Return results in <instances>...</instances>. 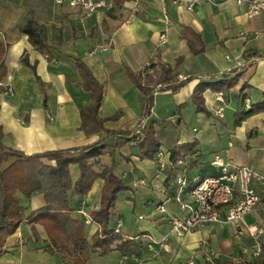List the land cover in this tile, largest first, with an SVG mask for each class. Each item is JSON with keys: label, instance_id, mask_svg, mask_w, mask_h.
Masks as SVG:
<instances>
[{"label": "crops", "instance_id": "1", "mask_svg": "<svg viewBox=\"0 0 264 264\" xmlns=\"http://www.w3.org/2000/svg\"><path fill=\"white\" fill-rule=\"evenodd\" d=\"M107 1L113 3L112 9L89 16L53 0H0V47H6L8 69L0 85L13 89L12 96L0 94L3 145L28 156L100 142L111 151L117 135L135 129L142 120L143 95L126 68L144 73L159 53L174 78L163 82L170 88L156 89L154 108L144 123L181 119L180 142L195 141L196 149L176 164L166 156L169 167L163 172L155 157L142 158L137 145L129 144L117 153L115 173L130 187L118 194L111 210L110 229L120 219L121 232L112 252L90 250L85 254L86 264H187L192 258L196 264H205L204 240L219 264H264V236L246 232L239 238L233 225L218 224L180 237L170 232L166 216L155 211L164 203L167 215L185 218L188 210L171 198L175 179L184 172L190 180L218 176L219 170L211 166L215 155L264 175V15L249 17L245 5L234 0H184L193 4L191 10L171 0H123L120 5ZM31 21L48 50L34 47L22 32ZM184 28L200 36L203 54H192L181 35ZM78 60L89 67L104 92L99 116L106 120L105 130L90 136L80 130L81 114L91 94L83 90ZM180 75L187 80L179 83ZM201 83L209 85L204 93L207 115L197 111L192 99ZM219 90H224L222 97ZM247 100L249 110L257 113L238 124L237 116L249 112ZM110 163V156L105 155L96 170ZM70 171L75 184L79 168L71 165ZM104 184L98 179L85 196L69 193L72 217L85 224L89 244L99 229L91 214L100 209ZM15 196L28 217L45 206L42 193L31 198L21 193ZM185 201L190 202L188 196ZM245 225H264V210L247 215ZM47 236L43 225L22 223L7 238L0 264H72L59 253L47 251L51 244ZM122 243L134 247L129 245L123 253L117 250ZM259 247L262 253L256 256Z\"/></svg>", "mask_w": 264, "mask_h": 264}, {"label": "trees", "instance_id": "2", "mask_svg": "<svg viewBox=\"0 0 264 264\" xmlns=\"http://www.w3.org/2000/svg\"><path fill=\"white\" fill-rule=\"evenodd\" d=\"M120 5L123 0H113ZM33 21L22 28V32L29 37L30 43L40 49L48 50ZM183 38L188 42L193 55L204 53L203 43L199 35L189 28L182 31ZM6 47H0V84L6 78L8 69L5 65ZM24 62L28 63L26 59ZM77 68L81 77L82 87L91 94V102L81 114L82 126L80 128L86 135H95L105 130V119L99 116L103 100V86L93 76L89 67L82 61H77ZM127 75L136 88L143 95V114L140 124L133 130L117 135V140L111 151L108 145L100 142L92 147L74 148L39 153L28 156L23 152L6 148L2 141L4 131L0 127V256L5 254L7 238L15 234L24 222L43 225L51 244L47 247L50 253H59L64 261L72 264H86V257L90 250L98 249L103 254L112 252V245L118 239L114 228L110 229L112 221L111 210L115 207L117 196L120 192L130 190L124 181L116 175V155L125 146L135 141L133 137L137 128H141V140L137 147L144 159H154L159 151L165 153L169 162L176 164L186 161L195 151L197 143L194 141L181 143L180 120H154L145 124L144 120L150 117L154 108V95L158 86L163 82H170L174 76L167 71V65L156 53L155 63L148 65L144 73H134L126 68ZM209 89L207 84H199L193 90L192 99L199 113L209 114L205 106L204 93ZM4 87L0 85V94ZM218 92L223 93L224 90ZM256 110L237 116L240 124L255 115ZM115 119V117L113 118ZM112 135V134H111ZM109 155L111 163L103 165L101 171L96 170V165L101 159ZM197 162L194 161L193 165ZM71 165L79 168L80 176L73 184L70 171ZM101 179L105 182L99 210L92 212V221L99 226L93 236L92 244L85 239V224L72 217L73 208H70L69 193L85 196L91 191L94 183ZM23 194L31 198L33 194L42 193L45 197V206L26 216V209L20 204L15 195ZM130 244L122 243L117 250L127 252ZM130 246H133L131 244ZM134 247V246H133Z\"/></svg>", "mask_w": 264, "mask_h": 264}, {"label": "built area", "instance_id": "3", "mask_svg": "<svg viewBox=\"0 0 264 264\" xmlns=\"http://www.w3.org/2000/svg\"><path fill=\"white\" fill-rule=\"evenodd\" d=\"M234 1L240 6L245 5L249 17L264 15V0ZM53 2L57 5L68 4L71 8L80 9L89 16L100 10L109 11L113 8V3L107 0H53ZM171 2L185 6L190 10L193 8L192 3H187L184 0H171ZM161 39L165 40L164 34L161 35ZM177 77L179 83L187 80L182 75ZM167 88H170V85L163 83L158 86L157 91ZM2 95L4 97L12 96V87L6 85ZM222 96L221 93L220 97ZM244 103L245 108L249 111L248 100ZM222 112L223 108H220L219 114L221 115ZM196 131L194 130L193 133ZM141 134V128L138 127L133 136L135 141L132 144L136 145L141 140ZM155 161L162 172L169 167L163 151L156 154ZM211 166L219 170L218 176L198 177L190 180L185 172L177 175L174 183L176 192L171 198L182 210H188L189 213L185 218L180 219L167 215L164 203L156 206L155 211L166 216L171 226L170 232L182 237L206 226L230 224L234 226L239 238L246 232L252 236H264V225L261 227H246L245 225L247 215L260 209L264 210V175L253 168L236 165L233 161L224 159L220 155L213 157ZM139 184L144 185V181H140ZM186 196L189 197L190 202L185 201ZM142 218L140 217V219ZM121 228L122 221L118 219L114 230L116 233H120ZM208 244L207 240L201 244V253L204 256L205 264H219L216 253ZM261 253L262 249L259 247L256 256H260ZM187 264H196V260L192 258Z\"/></svg>", "mask_w": 264, "mask_h": 264}]
</instances>
